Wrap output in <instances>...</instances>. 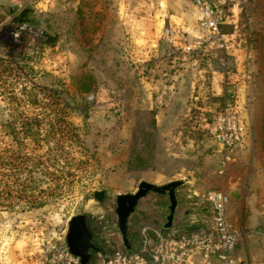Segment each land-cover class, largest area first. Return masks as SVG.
I'll use <instances>...</instances> for the list:
<instances>
[{
    "label": "rangeland",
    "instance_id": "1",
    "mask_svg": "<svg viewBox=\"0 0 264 264\" xmlns=\"http://www.w3.org/2000/svg\"><path fill=\"white\" fill-rule=\"evenodd\" d=\"M0 1L8 6L1 15L7 17V22L0 26L1 148L9 144L1 124L10 115L19 122L21 114L44 117L46 121L47 116L64 113V121L78 136L69 142L70 136H65L64 130L62 136L58 133L41 149L28 143V153L36 156L44 154L46 148L55 151L58 142L73 158L69 162L65 154L59 165L64 164L73 177L60 179L61 192L41 208L27 209L22 201L12 209L0 208V264H62L59 250L66 247L67 224L76 215H86L93 231L100 229L92 240L102 252L91 253L92 263H102L113 254L111 250L122 251L116 227V196L135 193L138 184L149 178L130 173L128 163L138 166L147 146H155L156 150L161 143L167 147L171 128H177L184 152L194 150L198 155L213 146L206 125L222 104L212 95V72L220 73L216 83L234 88V107L247 128L248 158L264 168V0H224L221 33L226 36L225 52L229 55L226 78L217 65L224 57L220 43L210 34L206 33L201 43L187 35L165 38L167 27L157 31L156 38L153 36L158 0L148 1L147 37L140 33L141 18L147 11L141 6L145 0ZM19 21L28 23L38 34L56 36L55 44H42L33 35L15 44L10 33L12 24ZM145 47L158 50L150 56V66L137 61L144 58L141 52ZM172 82L174 94L161 99V91ZM32 85L58 90L70 110L63 109V101H57L54 111L29 105L21 90H29ZM146 85L151 86L149 91ZM42 96L38 94L37 99ZM159 124L167 126L164 134L158 132ZM64 125L57 128L64 129ZM219 154L222 159V152ZM52 155L50 152L49 157ZM234 156L226 173L218 174L216 186L208 192L231 195L233 190L228 186L232 180L242 176L241 182H249L252 173L234 163ZM67 164L72 166L66 168ZM47 172L54 173L51 178L59 175L51 167ZM41 178L45 183L40 189L53 186L47 177ZM262 181L256 180L255 190L262 188L264 178ZM94 192H104L103 199L95 200ZM184 201L185 196L180 202ZM190 212L189 217L193 214ZM178 218V222L185 219ZM186 224L194 227L195 223L188 220Z\"/></svg>",
    "mask_w": 264,
    "mask_h": 264
},
{
    "label": "crops",
    "instance_id": "2",
    "mask_svg": "<svg viewBox=\"0 0 264 264\" xmlns=\"http://www.w3.org/2000/svg\"><path fill=\"white\" fill-rule=\"evenodd\" d=\"M148 1L151 2V0H145L141 3V6L145 7L147 10L140 22V25L143 24L140 33H144L145 37L148 35L147 31H149L148 27H146L149 25L145 22L149 20L148 14H150L148 13V5L150 4ZM158 6L154 14L157 17V23L153 33L155 38L159 35L157 31L160 33L163 27L176 30L181 33V36L187 35L190 38L193 37L199 41V43L204 41L206 33L209 35V33L201 27V14L190 0H158ZM0 7H3L0 9V15H2L8 6L0 1ZM6 18L5 16L3 17V23L1 22L2 24L0 23V26L5 25L7 22ZM217 49L219 48L217 47ZM155 51L158 50H147L145 47L144 51L141 52L144 58L137 61H140L141 65L146 64L150 66V56ZM220 51H222L224 55H227L225 50L221 49ZM212 73L215 74L209 82L211 91L213 92L212 95L221 98L224 93V85L222 86V84L219 83L220 81L216 83V78L218 77H216V75H220V73ZM226 76L227 75L224 74L225 78ZM146 84L151 85L152 83ZM150 85H146V91L151 89ZM173 87L174 82H172L168 88L162 90L159 97L162 99L163 95L165 97L168 96V94L173 95ZM241 118L242 120L244 119L242 116ZM156 127L161 134H164V132L168 130L167 126L164 127L162 124ZM171 129V140L167 143V147L165 146L163 148L161 143H158L156 150L155 146H147L144 152L140 154L138 166L133 162H129L128 164L131 168L130 173L149 176V178H145L146 183L161 186L173 181L182 182V186L176 190V195L180 196L179 201H181V197L185 196L186 201L182 202V204H185L187 209H176L171 228L164 229L163 226L166 222V216L168 215V200L165 196H161V200H157L156 198H152V196L156 194L149 193L146 198L141 200L142 202H139L134 214L128 220L127 235L130 250L127 251L122 243V252L139 253L143 249H149L156 242L157 234L168 237H181L194 234L200 230H207L209 227L211 206L207 201V195L210 193L208 192L209 189L216 186L217 179L220 178L218 176V171L220 170L219 161L221 155L219 152H221V149L212 140L213 146H211V148H205L201 153H198V155L194 150L184 152L183 146L179 142L177 128H175V130H173L174 128ZM246 129L245 127V134ZM247 147L248 136L246 135L243 143L235 152L236 157L234 156V163L242 165L246 170L249 169V172L252 173V177H250L249 182L248 180H242L243 182H241L242 176L231 181L233 183L229 185L228 188L233 190V192L230 191L231 195L226 193L229 196L227 218L233 227L243 232L242 237L234 249V257L240 264H264V209L262 207L264 185H262V188L258 191L254 189L256 180H258V182H263L264 173L262 171L264 168L261 163H256L250 157L248 158ZM163 150L164 153L161 152ZM225 170L223 174L226 173ZM253 177H256V180H252ZM235 190H237V192H234ZM150 200H153L155 204L152 205L153 201ZM207 206L208 208H206ZM137 209H140V211ZM185 210L189 211V214H191L190 211H193L191 217L187 215L188 213H184ZM178 217L185 218L181 222L179 221L183 223L182 225L176 221L179 219ZM188 220L195 223L194 227H187L186 222ZM180 230H186V233L179 235ZM98 249L99 251L95 253L100 255L102 250L100 248Z\"/></svg>",
    "mask_w": 264,
    "mask_h": 264
},
{
    "label": "built area",
    "instance_id": "3",
    "mask_svg": "<svg viewBox=\"0 0 264 264\" xmlns=\"http://www.w3.org/2000/svg\"><path fill=\"white\" fill-rule=\"evenodd\" d=\"M200 12V25L220 43V48H227L226 36L221 33L225 23L224 0H190ZM11 38L18 44L25 36L39 38V34L26 22L12 24ZM165 38L179 37L180 32L165 29ZM190 50L189 47L186 48ZM224 65V62H222ZM234 103L226 100L222 107L214 112L206 128L208 135L220 147L223 157L219 174L222 175L231 162L237 148L242 144L245 125L235 110ZM207 201L211 206V220L207 230H200L191 235L168 237L157 234L156 242L139 253H126L115 250L100 264H240L234 257V249L243 235L242 230L233 227L227 218L229 196L222 191L210 192ZM262 207L264 209V186ZM62 264H81L80 259L70 255L66 247L59 250ZM94 264V263H91Z\"/></svg>",
    "mask_w": 264,
    "mask_h": 264
},
{
    "label": "trees",
    "instance_id": "4",
    "mask_svg": "<svg viewBox=\"0 0 264 264\" xmlns=\"http://www.w3.org/2000/svg\"><path fill=\"white\" fill-rule=\"evenodd\" d=\"M2 20L3 16L0 15V23ZM25 39V37L21 38L19 44H22V41ZM39 39L42 44L53 46L56 41V36H49L40 32ZM227 60L229 61L228 56L224 55L223 60L217 64L224 74L228 73ZM222 62H224V65ZM3 83L6 82L3 81ZM223 89L224 93L220 98L221 104H223L226 100L234 103V88L225 84ZM21 93L25 95L26 102L29 105L39 106L44 109L48 108L54 111L53 108H55L58 104L57 101H63V109L65 111L70 110L68 109V105L66 104L64 98H62L61 93L53 88L32 85L29 87V90L28 88L23 87ZM38 94L43 95L41 100L37 99ZM43 101H46V103H43ZM21 115H18V118L20 119L19 122H16L17 118L15 116L10 115L9 120H7L4 124H1L2 130L9 138V144H7L4 148H1L0 146V208L2 209H12L15 203H18L19 201H22L26 205L27 209L41 208L47 204L50 198L56 197V192H61V189L63 188V181L61 182L60 179L63 177H73V175L69 174V172L64 169V164L59 165L61 159H64V155L66 154V159L69 155L63 151V147L58 146V142L55 151H53L54 149L52 148H46L44 154L36 156L28 153L27 151V148L29 147L28 143L33 142L36 149H41L43 145H47L55 139L58 133H61L64 130H66L65 136H70L69 142L71 139L76 141L78 139L76 132L74 129L70 130V123H66L64 121V117L66 115L64 113L59 114L56 112L52 117L47 116L46 121L43 120L44 117L42 119L38 116L28 117L27 115ZM62 123L65 124L64 129L57 128ZM62 135L63 133H61V136ZM56 151H59L60 153L58 155L59 158ZM50 152L53 155L49 157ZM69 160V162H72L73 158L69 157ZM47 162L50 163L47 164ZM71 166L72 164H67L66 168ZM47 167L54 168V171H58L59 175L51 178L54 173L47 172ZM36 174H40L41 177H47V180L52 181L53 186L40 189L45 181L44 179L42 180L41 177L35 176ZM152 198L161 200V196L157 195L152 196ZM175 198L177 201L176 209L180 210L185 208V204H182L179 201L180 196L176 195V193ZM153 204H155L154 201L152 205ZM184 213H188L187 215H190L187 210H185ZM88 229L92 235L95 233L93 238H96L97 234L100 232V229L93 231L89 226ZM185 233L186 230L179 231V235H183ZM113 252L114 251L111 250L110 253L112 254ZM93 263L97 264L98 262Z\"/></svg>",
    "mask_w": 264,
    "mask_h": 264
},
{
    "label": "water",
    "instance_id": "5",
    "mask_svg": "<svg viewBox=\"0 0 264 264\" xmlns=\"http://www.w3.org/2000/svg\"><path fill=\"white\" fill-rule=\"evenodd\" d=\"M182 184L180 181H173L158 186L140 182L135 193L116 196V227L123 246L127 251L130 250L127 235L128 220L134 214L139 202L146 198L149 193L165 196L168 200V215L163 228L170 229L177 207L175 193ZM103 197L104 192L93 193V198L97 201H101ZM65 244L70 255L79 258L81 264L92 263L91 253L98 252L99 249L93 244L92 233L88 229L86 215H76L70 218L67 224Z\"/></svg>",
    "mask_w": 264,
    "mask_h": 264
},
{
    "label": "flooded vegetation",
    "instance_id": "6",
    "mask_svg": "<svg viewBox=\"0 0 264 264\" xmlns=\"http://www.w3.org/2000/svg\"><path fill=\"white\" fill-rule=\"evenodd\" d=\"M149 195V194H148Z\"/></svg>",
    "mask_w": 264,
    "mask_h": 264
}]
</instances>
